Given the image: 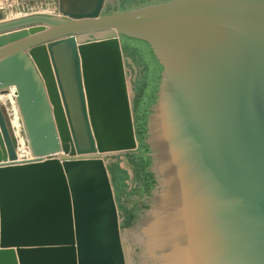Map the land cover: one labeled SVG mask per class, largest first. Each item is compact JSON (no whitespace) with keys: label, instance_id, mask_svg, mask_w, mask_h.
Listing matches in <instances>:
<instances>
[{"label":"water","instance_id":"95a60500","mask_svg":"<svg viewBox=\"0 0 264 264\" xmlns=\"http://www.w3.org/2000/svg\"><path fill=\"white\" fill-rule=\"evenodd\" d=\"M106 1L0 22V264H127L99 154L136 148L142 264H264V0Z\"/></svg>","mask_w":264,"mask_h":264},{"label":"rangeland","instance_id":"374dc122","mask_svg":"<svg viewBox=\"0 0 264 264\" xmlns=\"http://www.w3.org/2000/svg\"><path fill=\"white\" fill-rule=\"evenodd\" d=\"M142 1L144 0H107L104 11L106 13L111 10L116 11L119 7L124 8L128 4L130 6L132 3L136 4ZM0 6V20L2 21L33 14L53 15L59 13L57 0H5ZM0 97H4V95ZM6 115L8 117L9 114ZM99 156L103 159L111 179L126 263L142 264L138 260L137 254L139 252L138 240L141 245H144L142 241L144 234L141 233V230L139 234L134 228L143 211L147 209V204L138 149L116 153L108 152L99 154ZM141 257L143 258V255Z\"/></svg>","mask_w":264,"mask_h":264},{"label":"bare ground","instance_id":"6f19581e","mask_svg":"<svg viewBox=\"0 0 264 264\" xmlns=\"http://www.w3.org/2000/svg\"><path fill=\"white\" fill-rule=\"evenodd\" d=\"M11 92L13 95L11 94ZM2 95H4V97H0L1 103H7L8 102L10 112H9V115L7 118L9 120V122H8L9 128L11 129L13 135L17 138L18 158L25 159V158L31 157V153L26 147L27 146L26 140H25V137H24L23 132H22V123H21V119H20V114H19V111H18L16 103H15V99H14L15 91L12 89V90H10V92H8L6 94H0V96H2ZM130 109H131V113H132L131 105H130ZM132 121H133V115H132ZM133 127H134V121H133ZM134 134H135V128H134ZM135 137H136V135H135ZM24 148H25V150L23 151ZM24 155H26V157H24ZM90 155H95V154H90ZM56 156L60 157L59 155H56ZM64 156H66V155H64ZM66 157H69V156L67 155ZM75 157H78V156H75ZM108 175H109V173H108ZM109 178H110V176H109ZM110 182H111V179H110ZM111 185H112V183H111ZM142 230H143V232H145V229H143V227H142ZM143 236H145V235H143ZM144 239H145V237H144ZM143 256L144 257L142 258V261H143V259L148 260V253L147 252H145L143 254Z\"/></svg>","mask_w":264,"mask_h":264},{"label":"built area","instance_id":"2783aa9c","mask_svg":"<svg viewBox=\"0 0 264 264\" xmlns=\"http://www.w3.org/2000/svg\"><path fill=\"white\" fill-rule=\"evenodd\" d=\"M2 105L4 106L5 108V111H6V114L8 113L9 114V106H8V102L7 103H2ZM26 146V145H25ZM27 147V146H26ZM28 149V147H27ZM25 150V148L23 149V151Z\"/></svg>","mask_w":264,"mask_h":264},{"label":"crops","instance_id":"0c3cea01","mask_svg":"<svg viewBox=\"0 0 264 264\" xmlns=\"http://www.w3.org/2000/svg\"><path fill=\"white\" fill-rule=\"evenodd\" d=\"M4 1H5V0H0V5H1V3L4 2ZM57 5H58V0H57ZM131 5H132V4H131ZM131 5H130V6H131ZM126 6H129V4L126 5ZM0 9H1V6H0ZM0 12H1V11H0ZM57 14H58V13H57ZM1 21H2V20H0V22H1ZM4 21H6V20H4ZM11 94H12V92H11ZM12 95H13V94H12Z\"/></svg>","mask_w":264,"mask_h":264}]
</instances>
